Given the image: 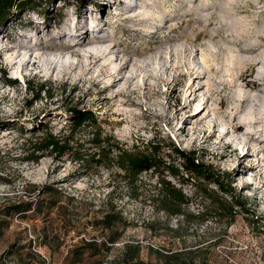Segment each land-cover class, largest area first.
I'll list each match as a JSON object with an SVG mask.
<instances>
[{"label": "rangeland", "instance_id": "1", "mask_svg": "<svg viewBox=\"0 0 264 264\" xmlns=\"http://www.w3.org/2000/svg\"><path fill=\"white\" fill-rule=\"evenodd\" d=\"M46 9L25 10L0 26V206H43L37 215L6 218L0 264H264V84L252 86L264 81V0H94L79 8L56 1ZM96 18L107 41L95 49H109L99 62L32 49L19 65L18 43L46 45L59 34L71 40L66 31L76 20L95 34ZM125 62L124 78L104 88L111 78L103 65ZM39 84L44 91L34 99L29 89ZM69 108L91 110L94 121L74 130L70 152L31 160L45 132L66 138ZM146 142L159 144L181 172L171 143L193 149L252 213L231 222L206 216L211 202L202 190L214 186L185 182V173L148 170L128 179L117 156ZM161 178L187 198L180 213L165 205ZM106 211L121 216L112 229L118 239L107 249L83 248L105 239L108 231L96 222ZM124 245L137 250L128 252L132 260Z\"/></svg>", "mask_w": 264, "mask_h": 264}, {"label": "trees", "instance_id": "2", "mask_svg": "<svg viewBox=\"0 0 264 264\" xmlns=\"http://www.w3.org/2000/svg\"><path fill=\"white\" fill-rule=\"evenodd\" d=\"M56 1L62 2H73L78 8L84 6L88 3L94 2V0H0V26L5 24L7 21L13 19L19 13H22L25 10H33L40 14L47 13L46 7L50 6ZM3 72V70H0ZM5 81L11 82L9 78H6ZM31 92L34 90V99H36L37 94L43 90L42 84H39L37 87H31L29 89ZM68 112L70 113L71 126L66 134V138L62 137L58 139L49 132H45L43 136L39 139L35 146V151L38 154L33 155L30 159L37 160L42 153L52 154L56 157H60L71 150L69 137L72 136V133L75 129L81 125L87 124L88 122H93V113L88 109L80 108H69ZM98 135L94 138V144L100 146L101 141L98 138ZM104 139V138H103ZM144 149L137 151L135 153L121 151L119 156H117V166L123 170L124 175L129 178H134L142 171H150L156 173H163L164 171L168 172L170 176L180 177L182 173H185V177L182 178L185 182H191L193 179H203L206 184L211 183L214 186V190H211L205 186L202 193L211 202L210 208L207 210L209 217L215 219H225L227 222H231L233 217L237 213L247 214L252 213L248 206H246L245 198L238 192L235 191V188L230 185V180H222V174L213 175L209 173L206 165H203L195 158L194 150L184 151L177 148L173 143H171L170 151L180 160V167L183 172H181L175 164H170L163 159V156L159 153L160 146L156 143L146 142ZM168 156V154H166ZM74 160H80L79 155L74 154ZM97 161V160H96ZM227 175V174H225ZM164 187L163 199L165 205L171 208V214L180 213V204L184 203L187 198L182 193L181 189L173 186L169 183L168 180L160 179ZM49 190H42L40 193H47ZM38 200L28 201V202H14L9 204H4L0 206V229L6 226V218H11L12 216L25 215L31 213L32 215H37L43 210V206H38ZM53 206H46L45 209ZM206 213V212H205ZM24 217V216H22ZM121 221V216L117 212L106 211L104 212L99 220H97L96 225L100 226L102 230H107L108 234L105 235V239L100 241L98 244L94 240H88L83 242V248L94 249L97 246L107 249L108 246L113 244L118 236H112L113 227ZM248 221L257 222V216L253 218H248ZM124 257L128 256L130 260L134 256L128 254V252H137V250H131L128 248V245H124ZM127 252V253H126ZM21 264H43L42 262L30 263L23 262Z\"/></svg>", "mask_w": 264, "mask_h": 264}, {"label": "bare ground", "instance_id": "3", "mask_svg": "<svg viewBox=\"0 0 264 264\" xmlns=\"http://www.w3.org/2000/svg\"><path fill=\"white\" fill-rule=\"evenodd\" d=\"M100 21H102L101 18H96L94 21H92V24L94 25H90L92 27H94L93 29H91L93 32H95V34H88V32L86 30H84V25L83 22L76 20L74 22L73 27L70 29H67L66 33L68 35H71L73 38L71 40H60L61 38H64V34H59L54 38L53 42L47 43L46 45H42L41 43H38L37 41L33 42V44L27 45V44H20L18 43L17 45H15L14 48H19L22 49V53L21 55V60H20V64L23 62V64H26V60L24 52H26L25 50H32V49H36L38 51V49H40L43 53H52L58 56L61 55H75V56H83L86 58H91V62L89 63H96L99 62L100 59L103 58V56H105L104 54L108 51L109 49L106 48L104 49V51H100L97 49H95L97 45H102L104 44L107 40H105V36L102 35V27L99 26ZM38 29V27H36ZM89 35V39L90 40H86V38H88ZM41 45V46H40ZM75 47V48H74ZM89 48L87 51V53L82 52L81 50L83 48ZM100 49V48H99ZM39 50V52H41ZM38 54V53H37ZM34 58H38V57H34ZM40 61V60H39ZM38 61V62H39ZM33 64V63H32ZM49 69L52 71L55 67H56V62L54 61H50L49 63H47ZM253 64H256V62L253 61ZM127 62L123 63L122 66L118 67V68H111L108 70V68H105L103 65V69L101 70L103 73H106L110 76L111 80L108 81L106 84H104V88L109 87V86H113L114 84H116V82H118L119 80H121L122 78H124L123 72H125L126 70H128V66H127ZM73 68H76L75 65ZM87 67V66H86ZM98 67V66H97ZM102 67V65H101ZM72 68V69H73ZM71 69V68H70ZM87 69H89V67H87ZM39 72V71H38ZM187 72L190 73H195L196 75H198V72H196L192 67L189 68V70ZM132 75V74H131ZM134 76L132 75L131 78H133ZM128 78V77H127ZM264 84V81H260L259 83L256 82H252V86L254 88L258 87V84ZM241 126V124H238L237 126H235V129H239ZM227 146V145H226Z\"/></svg>", "mask_w": 264, "mask_h": 264}]
</instances>
